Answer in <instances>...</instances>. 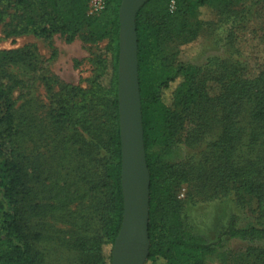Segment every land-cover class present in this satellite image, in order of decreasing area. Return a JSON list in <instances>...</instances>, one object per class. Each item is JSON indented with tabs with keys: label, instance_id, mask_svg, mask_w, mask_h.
Segmentation results:
<instances>
[{
	"label": "trees",
	"instance_id": "16d2710c",
	"mask_svg": "<svg viewBox=\"0 0 264 264\" xmlns=\"http://www.w3.org/2000/svg\"><path fill=\"white\" fill-rule=\"evenodd\" d=\"M89 2L0 0V21L4 15L11 14L10 10H15L18 21L13 34L31 32L37 36L50 37L59 33L65 36L67 42L84 34L86 42L102 39L109 42L112 60L108 83H99V73L89 90L79 93L82 101H78L80 105L75 119L81 128L84 123L95 124L103 120L107 124L105 135L100 134V127L98 134L94 129L88 130V136H84L82 129L78 133L82 136L83 144L79 142L74 147L82 144L77 147V152L81 151L88 159L96 156L100 148L108 155L101 174L102 184L106 187L104 209L98 215L103 233L94 238H77L71 244L77 250L86 252L90 260L87 264H110L123 210L116 76L118 8L121 0H104L103 8L91 14L88 13ZM230 6V0H148L136 13L143 139L150 181L147 256L150 264H207L211 258L217 264H264V245L252 244L264 240V218L245 227L229 223L215 240H209L205 235L186 227L175 188L186 180L181 175H186L189 167L200 166V163L188 160L180 166V163L169 159L177 152L175 143L181 131L188 125V130L195 134L187 138L189 141L195 140L203 131L206 115L210 112L221 122L223 136L220 142L224 149H235L232 140L236 132L233 117L235 110H242L246 101L251 104V117L264 123V64L258 74L250 78L241 73L240 64L233 67L222 60H215L208 62L207 67L201 70L190 63L176 61L177 45L194 39L207 25L201 9L208 7L220 17H230ZM14 52L21 53L20 50ZM201 76L222 82V94L212 104L201 105V99H205L203 83L200 84ZM6 81V75L0 74V264H43L41 254L33 245L40 234L28 230L26 205L34 188L19 159L18 128ZM71 90L76 91L73 88ZM64 91L65 87H62L58 109L53 117L59 125L65 122L70 111L66 100L71 91L67 89L66 95ZM231 97H236L238 102L229 104ZM233 174L232 189L238 202L243 204L247 195L261 203L260 183L243 180L240 173ZM27 207L32 213L39 210L38 204L32 201ZM228 239L250 244L244 251L232 253L222 248L224 240ZM106 246L108 249L105 254L103 248Z\"/></svg>",
	"mask_w": 264,
	"mask_h": 264
},
{
	"label": "rangeland",
	"instance_id": "374dc122",
	"mask_svg": "<svg viewBox=\"0 0 264 264\" xmlns=\"http://www.w3.org/2000/svg\"><path fill=\"white\" fill-rule=\"evenodd\" d=\"M230 1V17H220L208 7L201 9L207 25L194 39L177 45V62L190 63L202 70L208 62L222 60L233 67L240 64L241 73L247 77L258 74L264 64V0ZM10 12L0 21V74L7 77L8 94L13 102L19 159L34 188L26 205L28 230L40 234L33 245L43 264H87L89 256L77 250L71 241L103 233L98 215L104 209L106 187L101 174L108 155L101 148L91 159L81 151L78 153L77 147L83 144L78 132L83 129L84 136H88V130L94 129L98 134L100 127L104 136L107 124L98 120L95 124L84 123L81 128L75 119L78 101H82L79 93L88 91L99 73V83H108L112 60L109 42L107 39L86 42L84 34L70 42L59 33L50 37L31 32L13 34L18 18L15 10ZM19 50V54L14 52ZM202 83L205 99H201V105L212 104L222 94V82L201 76ZM62 87L65 95L67 89L71 91L66 100L70 111L59 125L53 117ZM232 102L236 104L238 99L231 97L228 103ZM250 106L246 101L242 110H235L234 150L221 145L223 128L210 112L195 140L187 138L195 134L188 130V125L181 131L175 143L177 152L169 158L180 166L188 160L200 163L181 175L186 180L175 188V193L181 201L186 227L209 240H215L229 223L245 227L264 218V123L251 117ZM79 142L82 144L74 148ZM234 172L240 173L243 180L260 183L261 203L247 195L243 204L238 202L232 189ZM29 201L38 204L36 213L28 211ZM248 244L228 239L222 248L242 252ZM252 244L262 246L264 240ZM107 249L103 248L105 254ZM207 264L217 261L211 258Z\"/></svg>",
	"mask_w": 264,
	"mask_h": 264
},
{
	"label": "water",
	"instance_id": "95a60500",
	"mask_svg": "<svg viewBox=\"0 0 264 264\" xmlns=\"http://www.w3.org/2000/svg\"><path fill=\"white\" fill-rule=\"evenodd\" d=\"M148 0H121L118 8L117 102L123 210L110 264H144L148 256L149 170L138 78L135 17Z\"/></svg>",
	"mask_w": 264,
	"mask_h": 264
},
{
	"label": "built area",
	"instance_id": "2783aa9c",
	"mask_svg": "<svg viewBox=\"0 0 264 264\" xmlns=\"http://www.w3.org/2000/svg\"><path fill=\"white\" fill-rule=\"evenodd\" d=\"M104 6V0H90L88 6V13H95L100 11Z\"/></svg>",
	"mask_w": 264,
	"mask_h": 264
}]
</instances>
